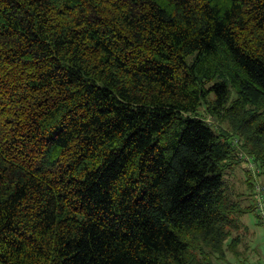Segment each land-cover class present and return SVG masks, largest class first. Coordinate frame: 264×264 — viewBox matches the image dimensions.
Instances as JSON below:
<instances>
[{
	"label": "trees",
	"instance_id": "trees-1",
	"mask_svg": "<svg viewBox=\"0 0 264 264\" xmlns=\"http://www.w3.org/2000/svg\"><path fill=\"white\" fill-rule=\"evenodd\" d=\"M231 135L264 176V0H0V264L239 255Z\"/></svg>",
	"mask_w": 264,
	"mask_h": 264
},
{
	"label": "rangeland",
	"instance_id": "rangeland-1",
	"mask_svg": "<svg viewBox=\"0 0 264 264\" xmlns=\"http://www.w3.org/2000/svg\"><path fill=\"white\" fill-rule=\"evenodd\" d=\"M202 113L204 114L205 112L202 110ZM207 118L219 130H225L233 134L228 125L223 124L220 119ZM231 142L236 149L239 163L226 175L229 193L234 202L241 203L247 209L246 207L254 203L253 188L255 189L256 183L260 181L261 186L264 187V176L261 175L262 171L256 170L257 165L253 170L249 168L245 156H249L250 154L245 148L244 141L235 135H231ZM236 215L239 218V228L233 233V236H239L241 239V243L236 250L239 255L226 251L225 260L221 261H217L214 256H211L210 259L213 264H253L260 258H262L261 260L264 259V222L257 216L256 211L245 215Z\"/></svg>",
	"mask_w": 264,
	"mask_h": 264
},
{
	"label": "built area",
	"instance_id": "built-area-1",
	"mask_svg": "<svg viewBox=\"0 0 264 264\" xmlns=\"http://www.w3.org/2000/svg\"><path fill=\"white\" fill-rule=\"evenodd\" d=\"M247 163L249 165V168L255 169L256 167V163L253 160L252 156H245ZM257 171H259L260 169L256 168ZM254 205L256 207V212H257V216L260 218L261 221L264 222V187L261 186V182L258 181L256 183L255 189H254ZM262 258L258 259L257 262L253 263V264H264V259L261 260Z\"/></svg>",
	"mask_w": 264,
	"mask_h": 264
}]
</instances>
